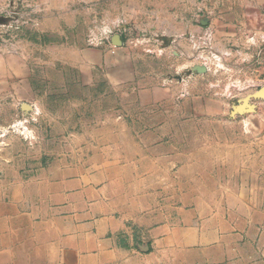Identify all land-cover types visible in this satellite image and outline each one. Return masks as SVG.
I'll use <instances>...</instances> for the list:
<instances>
[{
	"label": "crops",
	"instance_id": "1",
	"mask_svg": "<svg viewBox=\"0 0 264 264\" xmlns=\"http://www.w3.org/2000/svg\"><path fill=\"white\" fill-rule=\"evenodd\" d=\"M225 1L0 0V14L20 9L23 30L52 37L48 47L55 65L86 74L101 69L120 98L134 95L141 114L159 120L119 124L128 133L101 144L119 148L104 149L101 158L72 156L0 180V264H264V100L254 104L261 113L249 117L246 138L214 134L201 122L193 125L190 116L219 113L206 103L215 98L214 86L205 83L229 82L230 90L234 76L225 80L205 74L208 63L182 61L186 73L176 80L181 95L175 94L173 76L152 74L144 63L150 62L149 49L133 37L141 30L132 21L148 14L150 4L181 3L183 21L172 22L169 43L181 27L182 59L195 49L198 59H215L212 69L221 72L227 55L245 57L246 49L257 51L253 45L264 43V0H245L253 8L246 28L219 18L206 27L197 13L190 21L191 4L195 10ZM166 14L160 17L179 19ZM94 19L103 21L94 25ZM113 26L121 45L113 44V35L97 47L87 39L79 44L64 38L74 30L104 33ZM34 46L43 47L27 36L6 47L11 75L21 73L25 81ZM196 65L207 70L196 72ZM196 89H201L197 106L190 107L186 100ZM168 98L185 100L186 106L168 107ZM218 125L237 129L234 123Z\"/></svg>",
	"mask_w": 264,
	"mask_h": 264
},
{
	"label": "rangeland",
	"instance_id": "2",
	"mask_svg": "<svg viewBox=\"0 0 264 264\" xmlns=\"http://www.w3.org/2000/svg\"><path fill=\"white\" fill-rule=\"evenodd\" d=\"M193 5L191 4L189 13L190 21L194 19L195 13L200 14L207 22L204 24L206 27L215 26V20L219 18L226 24L233 21L240 28H246L250 18L249 13L253 9L245 3V0L232 4L229 0L222 4L206 3L203 7L199 4L200 8L195 7V10ZM231 6L237 7L236 10L230 12ZM148 9V14L144 13V17L132 21L141 30L138 36L134 34L133 37L144 41V47L149 49L150 62H144L145 66L149 64L152 74L173 76L172 86L177 87L179 86L176 83L177 78L186 73L181 67L182 61L184 64L198 61L208 63L211 70L205 74L222 75L225 76V80H228L227 77L230 75L234 76L230 90L229 82H220L215 85L211 82L205 83L206 87L214 86L212 97L215 98L206 103H210L209 105L216 108V112L219 113L201 117L190 116V122L193 125L199 122L207 124L208 129L214 134L233 137L236 133L238 138L248 137L246 124L250 122L249 117H252L254 113H261L260 109H258L259 112H255L254 105L260 104L259 98H252L249 102L254 107L242 113H233V109L235 105L241 104L248 94L264 86V43L253 45L263 48L258 60L256 58L260 49L249 50L245 48L246 44H241L243 48L240 50L246 49L248 56L227 55V60L221 64L222 71L217 72L214 68L212 69L215 66V59L212 57L198 59L195 49L190 51V57L185 52L182 59V43L185 44L186 38L181 27L178 29L179 32L173 34L172 41L169 43L168 31L171 30L172 22L175 24L183 21L180 18L181 3L150 4ZM167 12L176 13L179 19L160 17L168 15ZM21 15L20 9L15 14H0L1 181L11 180L18 174L36 172L55 162L70 161L72 156L92 155L95 158H101L102 154L106 153L105 150L118 151L119 149L118 147L107 148L101 144L124 138V134L128 133L120 131L119 124L142 123L145 119L147 122L159 121L157 116L141 114L144 110L141 109L140 99L137 100L134 95L126 99L122 95L120 98L119 90L108 85L101 69L87 75L75 68L55 65L53 50L48 47V41L52 37L39 35L33 30H23L24 23ZM101 21L103 20L94 19V25ZM115 28L116 26H113V30H103L104 33L102 30H74L69 32L68 38L65 35L64 38L76 40L79 44L87 39L89 46L97 47L99 41H107V37L118 33L119 30ZM90 32L94 33L92 43H90ZM27 36L42 42L43 47H31L30 53L35 59L23 81L21 73L11 75L12 68L5 57L8 53L6 47L10 46L12 41L27 38ZM237 47L239 46L228 48L239 49ZM179 87L172 90L175 94L181 95ZM200 93L197 89L192 90L189 95L191 99L186 100V104L196 107ZM183 101L185 102L181 99L173 101L168 98L166 105L168 107L186 106ZM24 104L30 107L25 109ZM219 123L237 124L236 132L233 127H220ZM126 149L132 148L126 147Z\"/></svg>",
	"mask_w": 264,
	"mask_h": 264
},
{
	"label": "water",
	"instance_id": "3",
	"mask_svg": "<svg viewBox=\"0 0 264 264\" xmlns=\"http://www.w3.org/2000/svg\"><path fill=\"white\" fill-rule=\"evenodd\" d=\"M203 24L207 23V22H202ZM112 41L113 44L115 45H121L122 41H121V37L119 34H115L112 37ZM195 70L196 72H200V73H204L207 68L205 65H196L195 66ZM252 98H259V99H263L264 100V86L260 87L258 90H256L255 92L248 94L242 101L241 104L239 105H235L234 109H233V113H242L246 110H249L251 108H253L254 106L249 102ZM23 107L25 109L29 108L30 106L28 104H24Z\"/></svg>",
	"mask_w": 264,
	"mask_h": 264
}]
</instances>
